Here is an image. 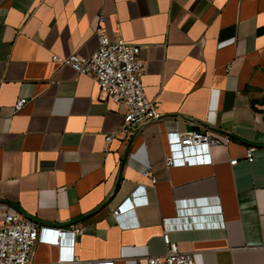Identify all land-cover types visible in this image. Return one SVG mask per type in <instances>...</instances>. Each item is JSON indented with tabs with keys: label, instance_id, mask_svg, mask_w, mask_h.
I'll return each mask as SVG.
<instances>
[{
	"label": "crops",
	"instance_id": "crops-1",
	"mask_svg": "<svg viewBox=\"0 0 264 264\" xmlns=\"http://www.w3.org/2000/svg\"><path fill=\"white\" fill-rule=\"evenodd\" d=\"M99 17L145 60L159 116L131 133L118 132L122 105L52 59L88 57ZM168 130L230 141L211 146V164L166 167ZM138 185L146 203L121 217L137 225L119 227L112 211ZM0 205L82 227L76 262L138 264L168 231L196 264H264V0H0ZM58 258L39 243L33 264Z\"/></svg>",
	"mask_w": 264,
	"mask_h": 264
},
{
	"label": "built area",
	"instance_id": "built-area-1",
	"mask_svg": "<svg viewBox=\"0 0 264 264\" xmlns=\"http://www.w3.org/2000/svg\"><path fill=\"white\" fill-rule=\"evenodd\" d=\"M102 18H98L95 29L98 37L97 48L88 56L71 53L65 57L53 55L52 59L60 64L71 66L77 74H84L99 86L104 97H109L125 109L119 133H131L138 126L158 118L153 101L144 90L141 78L145 71V60L141 56L139 45L125 41L118 36L110 39L104 31ZM230 70V66L226 67ZM27 101L18 97L13 110H19ZM112 135L105 137V147ZM229 137L220 139L204 130L166 131L167 153L164 156L166 167H185L212 163L211 146L226 145ZM245 159H253V148H248ZM231 165L237 159L229 161ZM148 171L144 175H149ZM154 182V178H151ZM144 188L138 185L113 211L112 216L119 227H135L136 220L125 222L121 217L131 211L135 204L146 203ZM83 232L82 227H73L69 231L61 228L43 227L34 220L17 212L12 206L0 205V264H33L35 247L39 243H48L59 247V258L55 264H113L107 262H76L73 255L75 236ZM69 234L65 242L64 237ZM164 251L161 254L148 255L138 264H196L192 253L180 250L176 241L170 239L168 231L162 232Z\"/></svg>",
	"mask_w": 264,
	"mask_h": 264
}]
</instances>
